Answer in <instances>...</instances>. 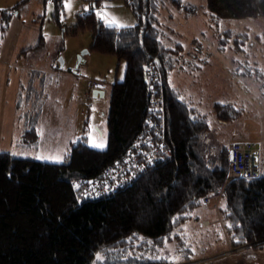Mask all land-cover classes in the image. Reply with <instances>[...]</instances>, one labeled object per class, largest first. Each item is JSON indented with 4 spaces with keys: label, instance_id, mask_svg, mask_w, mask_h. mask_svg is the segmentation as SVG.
Wrapping results in <instances>:
<instances>
[{
    "label": "trees",
    "instance_id": "1",
    "mask_svg": "<svg viewBox=\"0 0 264 264\" xmlns=\"http://www.w3.org/2000/svg\"><path fill=\"white\" fill-rule=\"evenodd\" d=\"M51 1L57 19L65 0ZM101 1L91 0L90 12L79 16L72 32L92 30V52L126 63L123 80L111 88L108 146L99 150L80 140L63 163L0 152V264H98L97 252L103 264H170L169 253H163L168 244L176 245L172 255L188 258L190 249L179 228L203 206V198L221 190L225 238L231 249H263L264 177L226 181L227 147L219 145L217 152L210 148L208 116L168 80L184 52L181 44L163 42L159 16L168 0H124L138 20L124 28L100 22L95 11ZM172 2L188 15L196 13L183 0ZM206 2L219 20L264 17V0ZM22 4L0 12V38ZM248 35L225 32L238 46L248 43ZM39 43L44 46L43 36ZM148 70L152 76H147ZM212 109L225 124L244 114L243 107L231 103L216 102ZM149 138L152 143H144ZM137 139L144 147L138 156L139 168L144 169L138 170L140 178L111 195L83 198L74 184L101 177L109 166L125 161ZM38 140L35 127L25 132L26 144L35 146ZM152 147H158L155 155ZM180 258L178 262H189Z\"/></svg>",
    "mask_w": 264,
    "mask_h": 264
},
{
    "label": "rangeland",
    "instance_id": "2",
    "mask_svg": "<svg viewBox=\"0 0 264 264\" xmlns=\"http://www.w3.org/2000/svg\"><path fill=\"white\" fill-rule=\"evenodd\" d=\"M65 2L66 0L57 20L54 17L53 1L0 0V12L24 3L13 11L9 29L0 38V152H16L17 156L56 163L53 158L57 156L65 161L66 155L62 153L61 143L66 138H70L74 144L84 140L90 147V141L102 140L106 145L104 149L108 146L107 114L110 109L111 88L114 82L123 80L126 63L115 56L92 52V30H81L77 34L72 32L79 16L90 12L91 0H67L69 8H65ZM183 3L193 5L196 13L186 14L172 0L163 2L160 10L159 18L165 35L163 42L170 46H184V52L170 72L168 80L181 93L182 98L208 116L211 124L210 148L217 152L219 145L227 147L228 163L231 138L259 141L264 149V76H259L257 71H264V17L219 20L208 9L206 0H183ZM99 11L106 12L109 19H115L126 27L136 25L138 21L124 0H102ZM100 22L104 25V21L100 19ZM227 30L236 34L249 33L248 43L236 45V38L225 37ZM41 36L44 37L43 47L38 45ZM87 50L89 53L79 63V55ZM60 58L67 62L65 68L71 69L73 80L59 79L61 75H49L47 78L43 76V87L48 90L44 102H48L39 104H46L50 112L45 110L42 115L43 107H28L22 94L15 97L18 84L10 70L43 63L42 68L47 65L51 71L53 64ZM94 83L103 84L106 91V97L96 105L85 99V92ZM69 88L75 91L79 89L81 93L80 106L73 107V111L63 107V94L67 95ZM34 98L28 89V100ZM37 99L42 100L41 95ZM74 99L77 100V95ZM16 100L18 102L14 103ZM54 102L61 107H52ZM216 102L241 106L244 114L229 124L220 123L212 109ZM51 114L56 117L50 118L56 120H53L52 128H46ZM85 121L88 122L86 128ZM96 124L104 132L100 133L94 127ZM33 127L37 128L39 136L43 132L50 136L56 132L54 137L59 138V143L51 150L42 149L41 143L38 146L26 144L23 141L25 132ZM37 156L41 159H37ZM217 201L214 198L213 204ZM220 205H226L224 198ZM210 207L212 208L199 207L188 220L190 231L185 238L187 248L190 249L189 255L197 256L192 258L193 261L203 259L205 262L202 263H212L225 257L222 256L225 251L222 243L225 230L220 222L222 217L214 211L213 206ZM204 219L212 222L208 230L201 226ZM220 235H223L221 239ZM175 247V244H168L163 253H169L171 259L182 257L172 255Z\"/></svg>",
    "mask_w": 264,
    "mask_h": 264
},
{
    "label": "crops",
    "instance_id": "3",
    "mask_svg": "<svg viewBox=\"0 0 264 264\" xmlns=\"http://www.w3.org/2000/svg\"><path fill=\"white\" fill-rule=\"evenodd\" d=\"M35 20V19H33ZM249 34V33H248ZM86 61V59H85ZM59 62V60H58ZM56 62L53 64L52 66V70L50 71V67H48L47 65L45 66V68H42V64L40 63L39 65H35V66H29V67H16L12 70H10L13 74H14V81L17 85V92H16V96H22L24 95V97L26 98V103L28 104V107L33 106V107H43L41 109L42 111V115L44 113V111H48L49 109L46 107V104H43L42 106H40V103H47L48 101L44 102L45 97L48 96V90L46 91L45 88L43 87V79L46 76V78L49 75H53V76H59V79H64V81H66L68 78L72 81L73 77H72V71L71 69L66 70L65 65L67 62H64V66L63 68H60V64ZM61 69V71H57L58 69ZM261 71V70H260ZM34 73H37L38 75L35 76ZM75 73V72H74ZM77 73V72H76ZM75 73V74H76ZM30 74V77H27ZM261 74L264 76V71H261ZM42 76V77H41ZM44 76V77H43ZM32 77V80H31ZM170 82V81H169ZM171 86H173V84L170 82ZM174 87V86H173ZM28 89L29 91L32 93V95L35 97L33 100H28ZM102 91L104 92V97H106V91L105 88L103 86V84L99 87L95 86V83L90 87L89 91L85 92V99L87 98L88 101H90L92 104L96 105L98 103H100V100L102 98H104L103 96H101ZM68 94H63V107H68V109L70 111H73V107H79V99H81V93L79 91V89H77L75 91V89L71 90L70 88L67 89ZM44 93H47L44 95ZM92 93H93V97H92ZM22 94V95H21ZM41 95L42 100H38V96ZM77 95V100L74 99V96ZM47 98V97H46ZM18 101L16 100L14 103H17ZM22 103H23V98H22ZM61 107L59 105V103L56 105L55 102L52 104V107ZM20 107V106H19ZM50 107V106H49ZM50 112V110H49ZM50 117H56V115H52L49 116V125L46 128H52L53 127V120L55 121L56 118H50ZM44 120V117H43ZM86 122L85 121V127H86ZM52 126V127H51ZM41 127L44 128V125L41 123ZM94 127H96L100 133L104 132L103 128H99L98 125H94ZM37 129V128H36ZM38 131V130H37ZM56 135V132L50 136L47 133H41V136H39V140L36 144V146H38L39 143H41V148H47V149H53L58 143H59V138L54 137ZM253 135H251L252 137ZM42 138V139H41ZM236 139V138H231V140ZM259 145V141L257 142ZM62 147H63V151L62 153L64 155H66L68 153V151L70 150V148L75 145L74 142H72L70 140V138H66L62 143H61ZM260 150H261V156L264 159V149L262 148V145L260 144ZM217 198V202H215L214 204H216L218 206V209H214V211H216L222 218H221V224L224 227V225L226 224L225 220H224V216L222 215V212H220V210L223 208L220 205L221 199L224 198L223 194H222V190L220 192L219 195L217 196H211V201L209 203V206H206V208H212L210 206H214L213 204V199ZM205 206V205H203ZM220 206V207H219ZM213 211V210H211ZM213 211V214L215 213ZM205 221L209 222V226L206 227L203 225V223ZM202 228L208 230L210 229V227L212 226V222L204 219L202 221ZM225 228V227H224ZM181 232H183L184 236L187 234V232L190 231L189 229V224L188 221L186 224L182 225L181 228ZM220 231V230H219ZM223 237V235H220L221 239ZM186 240V238H185ZM222 243L223 244V249H225V251L223 252L222 256L225 255V257L217 262H212V263H200V264H264V248L263 249H252L250 246H246V247H241L238 249H231L228 240L224 237L222 238ZM179 255V254H178ZM197 256L191 257L190 255L188 256V258H180V261L185 260H193L192 258H196ZM197 261V260H195Z\"/></svg>",
    "mask_w": 264,
    "mask_h": 264
},
{
    "label": "built area",
    "instance_id": "4",
    "mask_svg": "<svg viewBox=\"0 0 264 264\" xmlns=\"http://www.w3.org/2000/svg\"><path fill=\"white\" fill-rule=\"evenodd\" d=\"M152 75L153 71L148 70L147 76ZM95 86L99 87L101 84L95 83ZM155 111L156 108L154 109ZM149 142L152 143L150 138L145 140L144 143ZM228 146L230 159L227 167V182H230L232 179L254 180L264 177V159L260 156V146L257 141L243 139L231 140ZM142 148L144 149L142 139L135 140L130 147L129 155L125 161L120 160L114 163L103 172L101 177L93 178L80 185V194L82 197L85 199H95L106 195L108 196L115 193L118 189L131 184L133 182L132 177L139 175L138 168H135L134 165L139 166L138 156L143 152ZM150 152L155 155L158 152V147H152ZM92 184H95L96 187L93 188ZM105 184L116 190L105 193L103 191ZM116 185H120V187L116 188ZM210 201L211 196L205 197L202 199V205L209 206ZM213 207L218 209L216 204ZM203 225L208 227L209 222L205 221ZM201 262L205 261L203 259H200V261L189 260V262H178V264H200Z\"/></svg>",
    "mask_w": 264,
    "mask_h": 264
},
{
    "label": "snow or ice",
    "instance_id": "5",
    "mask_svg": "<svg viewBox=\"0 0 264 264\" xmlns=\"http://www.w3.org/2000/svg\"><path fill=\"white\" fill-rule=\"evenodd\" d=\"M49 2H51V0H49ZM64 6H65V8H69L70 7V5L67 3V0L65 2V5ZM85 11H87V9H85ZM96 16L99 19H101L102 21H104V25L106 27H112L113 25H115L116 27H119V28L126 27L125 25H123L121 23H118L115 19H109L106 12L97 11L96 12ZM90 143H91V146L92 147H95V148H98V149H101V150L104 149L105 146H106L105 143L102 140H93V141H90ZM12 155L15 156L16 155V152H13ZM36 158L37 159H41L40 156H37ZM53 162L62 163L63 162L62 157L57 156V157L53 158ZM148 163L150 164L151 163V160H149ZM134 167L135 168H138L139 172H141V173L144 172V169L143 168H139L138 165H134ZM138 178H140V177L133 176L132 177V181L135 182V180L138 179ZM90 183H92V182H90ZM126 183H127V181H126ZM92 187L95 188L96 185L95 184H92ZM119 187H120V185H116V188H119ZM74 188L79 189L80 188V185L78 183L77 184H74ZM115 190H116L115 188H111L110 186H108L106 184L103 186V191L105 193H110V192H113ZM229 227H231V225H229ZM165 243H167V240H165ZM158 258H163V257H158ZM96 261L98 262V264H103V255H102V253L97 252V254H96ZM170 264H178V258H173L171 260Z\"/></svg>",
    "mask_w": 264,
    "mask_h": 264
},
{
    "label": "water",
    "instance_id": "6",
    "mask_svg": "<svg viewBox=\"0 0 264 264\" xmlns=\"http://www.w3.org/2000/svg\"><path fill=\"white\" fill-rule=\"evenodd\" d=\"M94 7H95V5H94ZM96 12L97 11H95V14H96ZM87 53H89V51L87 50V51H84V52H82L80 55H79V63H81L82 61H84V55L85 54H87ZM59 64H60V68H63V66H64V61H63V59L62 58H60L59 59ZM101 96H103L104 97V92L102 91V93H101Z\"/></svg>",
    "mask_w": 264,
    "mask_h": 264
},
{
    "label": "bare ground",
    "instance_id": "7",
    "mask_svg": "<svg viewBox=\"0 0 264 264\" xmlns=\"http://www.w3.org/2000/svg\"><path fill=\"white\" fill-rule=\"evenodd\" d=\"M260 156H261V151H260Z\"/></svg>",
    "mask_w": 264,
    "mask_h": 264
}]
</instances>
